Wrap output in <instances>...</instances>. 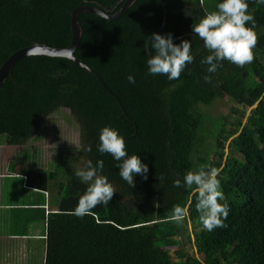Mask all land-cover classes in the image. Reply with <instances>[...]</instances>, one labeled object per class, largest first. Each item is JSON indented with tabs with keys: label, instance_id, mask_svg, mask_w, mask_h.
I'll list each match as a JSON object with an SVG mask.
<instances>
[{
	"label": "trees",
	"instance_id": "obj_1",
	"mask_svg": "<svg viewBox=\"0 0 264 264\" xmlns=\"http://www.w3.org/2000/svg\"><path fill=\"white\" fill-rule=\"evenodd\" d=\"M125 2L0 0V66L35 42L68 46L71 12L77 6L91 4L112 14ZM165 2L168 13L159 33H171L174 43L190 40L194 52V60L177 80L147 73L146 61L152 54L147 41L163 24L161 0H135L117 18L78 14L83 34L75 55L99 73L127 114L93 73L62 56H25L0 87V135L5 134L8 143H25L44 117L69 108L80 123L84 147L92 148L86 151L87 158L102 159L104 174L120 184L108 204L77 217L72 210L87 185L75 176L74 156L59 154L54 169L44 175L24 169L38 188L46 179L64 174V180L57 178L50 186L57 208L46 215L45 200L32 203L29 208L41 214L28 218L27 227L20 231H28L31 222L47 219L44 264H264V4L248 0L257 33L252 63L239 67L224 61L222 68L209 74L212 81L205 83L207 65L200 61L208 53L192 26L206 11L214 10L218 0ZM129 73L135 83L127 81ZM226 96L237 104L229 115L238 113L239 118L231 122L223 115L225 123L217 125L205 107ZM105 125L119 129L129 155H140L149 166L146 179L134 177V187L120 177L111 154L97 151ZM212 137L219 148L213 154ZM201 165L220 169L218 179L230 207L226 227L212 231L200 222L195 185H173L186 171ZM15 166L12 161L10 167ZM175 205L185 209L180 222L171 219ZM183 230L202 258L182 249L178 254L183 259L174 260L170 248L180 245Z\"/></svg>",
	"mask_w": 264,
	"mask_h": 264
},
{
	"label": "clouds",
	"instance_id": "obj_2",
	"mask_svg": "<svg viewBox=\"0 0 264 264\" xmlns=\"http://www.w3.org/2000/svg\"><path fill=\"white\" fill-rule=\"evenodd\" d=\"M256 2L264 4V0ZM248 9V0H218L214 10L206 11L199 22L193 24L192 32L203 41L208 53L200 61L201 64L207 65L206 74L203 76L205 83L212 81L209 74H214L222 68L224 61L243 67L254 60L253 50L257 45L256 20ZM101 16L103 19H109L106 14ZM146 47L152 50L146 61L147 73L152 76L165 75L168 80H177L187 65L194 60L192 42L183 39L179 43H174L171 33L167 35L153 33ZM126 79L129 83H135V76L132 73H129ZM96 148L100 154H111L116 161L120 177L131 187L135 186L136 175L147 178L148 164L136 153L129 155L125 137L119 129L111 125L102 127ZM84 151L91 152V146H85ZM104 166L102 159L95 162L88 159L75 169V176L87 187L72 210L73 215L84 217L97 205H106L112 199L117 190L104 174ZM219 172L220 169L217 167L201 165L198 170H188L182 179L177 178L173 181L175 187L192 188L195 185L196 208L200 212V222L208 231L226 227L224 220L230 211L229 204L224 199L221 181L218 179ZM159 179L162 181L164 178L161 176ZM185 214L182 206L175 205L171 219L180 222Z\"/></svg>",
	"mask_w": 264,
	"mask_h": 264
},
{
	"label": "crops",
	"instance_id": "obj_3",
	"mask_svg": "<svg viewBox=\"0 0 264 264\" xmlns=\"http://www.w3.org/2000/svg\"><path fill=\"white\" fill-rule=\"evenodd\" d=\"M8 144L5 158L8 152H11V147L15 146ZM12 161L16 163L13 168L10 167ZM4 162L5 165L0 167V256L2 257V251H6L11 256L10 260L14 258L11 264H44L47 250V219L31 222L28 231H20L27 227L28 218L41 214L40 210L29 208L32 203L45 200L42 207L46 215L57 208L54 194L50 189L55 178L46 179L43 188L34 187L24 169L39 171L37 167L24 165L12 157ZM39 172L44 175V171ZM7 226L10 230L4 231ZM0 264L9 263L2 258Z\"/></svg>",
	"mask_w": 264,
	"mask_h": 264
},
{
	"label": "rangeland",
	"instance_id": "obj_4",
	"mask_svg": "<svg viewBox=\"0 0 264 264\" xmlns=\"http://www.w3.org/2000/svg\"><path fill=\"white\" fill-rule=\"evenodd\" d=\"M237 105L228 96L217 100L211 107H205L208 109L209 114L214 116V123L217 125L224 124L223 115L226 119L231 122L236 121L239 114L229 115V111L232 110V106ZM206 111V112H207ZM250 109L248 110V113ZM234 116V117H233ZM239 118V117H238ZM245 121V119H244ZM232 137L228 138L226 143V151H228V144L230 143ZM7 136L5 134L0 135V167L5 165V162L9 157L14 160L17 159L19 163L24 165H31L38 168L39 171H44L46 174L49 170L54 169V164L56 163V158L61 153H68L74 156L76 160L77 167L83 165V163L88 160L87 152L84 151V143L82 141V136L80 135V123L72 116L71 111L67 108H61L56 112L44 117L41 124L34 132L33 136L29 138L25 143L20 145H15L11 147V152H8L7 158H5V151L7 150ZM210 148L212 149V154L214 150L219 149L215 138L210 139ZM235 155L241 157L239 151H235ZM64 180V174L60 173L57 175L55 180ZM54 180V181H55ZM55 183V182H54ZM115 186H119L113 182ZM55 197V192L52 191ZM4 231H9L10 227L7 226L3 229ZM188 230H192V224L189 225ZM187 231L183 230L179 234L182 241L179 246L170 248L173 254L174 260H181L183 256L178 254V251L186 249L190 254L201 257L197 251L195 245L188 241ZM2 257L0 256V261L3 260L6 263L11 264V256L6 252L2 251ZM224 264V263H223Z\"/></svg>",
	"mask_w": 264,
	"mask_h": 264
},
{
	"label": "water",
	"instance_id": "obj_5",
	"mask_svg": "<svg viewBox=\"0 0 264 264\" xmlns=\"http://www.w3.org/2000/svg\"><path fill=\"white\" fill-rule=\"evenodd\" d=\"M135 0H126L124 5L115 13H108L101 8L91 5V4H81L77 6L72 12H71V25H72V40L71 43L68 46L65 47H56V46H51L46 43H39L35 42L30 46L24 47L15 53H13L5 62L3 65L0 66V87L1 85L5 82L7 79L8 74L12 71L13 66L15 63L29 55H45V56H62L70 59L73 61L75 64L86 68L88 71L93 73L97 79L101 82L103 87L113 96L115 97L119 104L122 106V109L125 114H127L124 105L122 104L121 100L117 97V95L107 86L106 82L103 80V78L99 75L97 71H95L93 68L88 66L86 63L78 60V58L75 55V51L78 48L81 39H82V34H83V28L78 20V14L80 12H91L94 14H106L109 18H117L120 15H122L130 5ZM163 3V24L162 26L155 32L159 33L162 28L164 27L166 23V18H167V13H168V8L165 0H161ZM151 38V37H150ZM149 38V39H150ZM148 44V41H147ZM147 51L150 54V48L147 47Z\"/></svg>",
	"mask_w": 264,
	"mask_h": 264
},
{
	"label": "flooded vegetation",
	"instance_id": "obj_6",
	"mask_svg": "<svg viewBox=\"0 0 264 264\" xmlns=\"http://www.w3.org/2000/svg\"><path fill=\"white\" fill-rule=\"evenodd\" d=\"M68 109H69V108H68ZM80 135H81V130H80ZM113 182H114V181H113ZM114 183H116L117 185L120 186V184H119L118 182L115 181ZM119 186H115V187L117 188V187H119Z\"/></svg>",
	"mask_w": 264,
	"mask_h": 264
}]
</instances>
